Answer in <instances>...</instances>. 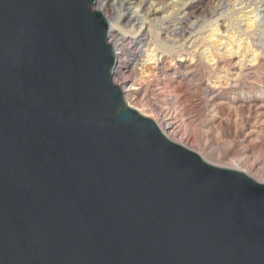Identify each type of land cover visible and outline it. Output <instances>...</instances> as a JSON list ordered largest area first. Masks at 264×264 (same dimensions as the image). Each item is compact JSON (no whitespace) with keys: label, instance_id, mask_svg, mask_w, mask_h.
<instances>
[{"label":"water","instance_id":"95a60500","mask_svg":"<svg viewBox=\"0 0 264 264\" xmlns=\"http://www.w3.org/2000/svg\"><path fill=\"white\" fill-rule=\"evenodd\" d=\"M94 2L0 0V264H264V183L126 104Z\"/></svg>","mask_w":264,"mask_h":264},{"label":"rangeland","instance_id":"374dc122","mask_svg":"<svg viewBox=\"0 0 264 264\" xmlns=\"http://www.w3.org/2000/svg\"><path fill=\"white\" fill-rule=\"evenodd\" d=\"M123 3L129 12L120 14L119 27L125 32L113 33L122 41L119 70L133 69V76L121 90L133 84L138 99L175 107L188 124L189 139L181 145L216 165L235 162L264 182V0ZM156 17H164L157 30L173 46L168 52L151 42L148 27ZM152 49L156 63L146 61ZM165 82L176 90L158 91Z\"/></svg>","mask_w":264,"mask_h":264},{"label":"bare ground","instance_id":"6f19581e","mask_svg":"<svg viewBox=\"0 0 264 264\" xmlns=\"http://www.w3.org/2000/svg\"><path fill=\"white\" fill-rule=\"evenodd\" d=\"M137 7L140 6V3L136 5ZM116 8L119 9V13L114 17L110 14V10L114 11ZM93 9L100 10L105 18L108 21V30H107V42L111 45L113 54L115 57L114 66L112 68V82L118 85H121L123 82H126L129 80L131 76H133V69L127 74H123L122 70H119L118 64L120 63L121 54L122 51L117 49H121L118 45L120 44L121 39L115 35L114 29H119L123 33L125 32L122 27H119L120 22V14L123 15V17L128 16V9L124 7L123 0H95L93 4ZM134 12V11H133ZM108 14V15H107ZM162 18L164 17H156L155 21L150 23L148 27V32L150 34L151 42L154 44V46H157L159 48H163L164 51L168 52L170 51L173 46L168 45V41L160 40L159 33H158V26L162 25ZM128 22L131 23L130 18H128ZM252 22H250V25ZM134 28V27H133ZM131 28L130 30H132ZM143 29L141 26H139V30ZM145 29V28H144ZM141 31V30H140ZM122 42V41H121ZM130 57H133V55H130ZM153 49L152 51L149 50V53L147 54L146 61L149 63H156ZM113 69L116 70L115 77H113ZM186 66L182 69L184 72L186 70ZM141 74L144 75V71L141 72ZM125 75V76H123ZM158 84V83H157ZM164 86H160L158 91L164 92L168 91L173 92L176 90V87L173 85H169L168 83H163ZM162 84V85H163ZM122 91L123 99L130 107L136 109L142 116H146L151 118L155 121L157 126L160 128L162 133L170 140L177 142L179 144H184L186 141H188V135L186 134V128L188 127V124L185 119H179L178 118V112L177 109L173 106H166L165 104L161 103L159 105H153L152 102L148 100L138 99L136 96V93L134 90L136 88L133 87V84L130 85V87L127 89L126 87L123 88ZM156 90V89H155ZM135 98L137 101H135ZM135 101V102H134ZM255 112V111H254ZM185 127V128H184ZM207 159V158H206ZM207 161V160H206ZM212 161V160H210ZM209 162V161H207ZM211 163V162H209ZM213 164V163H212ZM216 165V164H215ZM220 166V165H219ZM225 167L238 169L235 162H232V164L224 165ZM244 172V171H243ZM251 177V176H250ZM254 179V178H253ZM258 181V180H257ZM261 182V181H259ZM264 183V182H263Z\"/></svg>","mask_w":264,"mask_h":264}]
</instances>
